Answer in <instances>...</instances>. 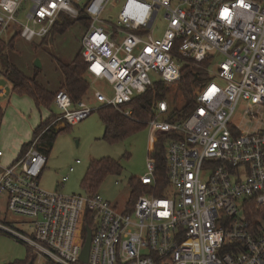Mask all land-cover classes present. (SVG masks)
Listing matches in <instances>:
<instances>
[{"label": "built area", "instance_id": "built-area-1", "mask_svg": "<svg viewBox=\"0 0 264 264\" xmlns=\"http://www.w3.org/2000/svg\"><path fill=\"white\" fill-rule=\"evenodd\" d=\"M25 1L0 0V41L11 29L26 43L44 39L62 15L86 20V77L110 88L94 93L99 109L131 117L123 107L156 83L179 82L186 61L206 62L209 79L194 86L195 108L184 121L147 123L153 143L173 136L161 197L153 194L152 158L138 179L146 192L130 211L118 212L98 194L48 193L39 186L47 159L36 139L11 166L0 164L8 213L0 232L43 260L35 264H264V128L241 129L257 118L249 110L245 123L232 121L241 102L264 108V0H28L20 22ZM120 3L119 13L108 15V6ZM0 81L9 83L1 72ZM54 105L59 118L45 131L99 110L73 104L65 91ZM167 111L166 101L158 103V115ZM86 227L91 243L83 263Z\"/></svg>", "mask_w": 264, "mask_h": 264}, {"label": "rangeland", "instance_id": "rangeland-1", "mask_svg": "<svg viewBox=\"0 0 264 264\" xmlns=\"http://www.w3.org/2000/svg\"><path fill=\"white\" fill-rule=\"evenodd\" d=\"M121 4L115 7L109 5L108 15L116 16ZM28 9L29 2L26 0L19 15L20 22H24V15ZM162 15L163 11L158 16L160 33L164 29ZM86 31L87 27L82 22L74 21L63 33L53 31L45 39L35 40L33 43H26L17 38L8 59L27 77H32L37 72V81L49 91H55L62 81L58 63L67 65L74 61L80 53L81 41ZM4 38L7 40L8 35ZM89 84L87 97L83 98V101H89L88 104L92 108L99 109V106L94 104V93L101 91L109 94L110 88L100 82ZM2 86H6V97L0 98V151L4 155L0 159V164L8 167L18 160L22 147L33 141L34 130L47 121L52 113L55 117L51 123L59 118V114L54 104L51 110H37L28 96L13 93L9 83L0 81V87ZM166 101L174 110L181 109L185 103L175 85L170 86ZM246 110L255 113L257 118L241 129L244 131L263 129L264 108L253 107L246 102L239 103L232 121L234 123L248 121L249 118L243 116ZM159 120H164V117H160ZM65 127L68 129L55 136L52 144L45 147L46 152H43L47 165L39 178L41 189L64 196L89 195V189L83 185L89 167L93 162L111 160L118 164L120 172L106 176L98 185L96 193L118 212H125L132 199L129 181L132 178L139 179L148 173L147 162L150 158L152 137L149 128L145 127L120 141H106L105 126L98 110L77 125L68 127L63 122H58L52 129L61 130ZM77 161L80 163L76 164ZM70 168H74L72 173L69 172ZM7 217L6 196L0 195V220L8 221ZM10 219L19 220L17 217ZM27 258L28 251L24 245L0 232V264L26 261ZM37 261L43 262L36 260L35 263Z\"/></svg>", "mask_w": 264, "mask_h": 264}, {"label": "trees", "instance_id": "trees-1", "mask_svg": "<svg viewBox=\"0 0 264 264\" xmlns=\"http://www.w3.org/2000/svg\"><path fill=\"white\" fill-rule=\"evenodd\" d=\"M74 21L82 22L86 27L88 25L86 20H74L62 15L53 26L50 33L53 31L63 33ZM50 33L48 35H50ZM16 39L17 37H13L8 41H0V71L4 78L10 83L13 93L28 96L33 101L37 110H51L54 104L55 94L59 91H65L73 104L83 101V98L87 97L90 84L86 77V65L80 53L70 64L64 65L58 63V70L61 73L62 81L55 91H49L37 81V72H35L32 77H27L9 61V53L14 50ZM207 65L206 62L202 65H197L192 61H186L182 64L180 69L181 78L179 82L174 84L185 101L184 105L179 110L172 109L167 103V113L163 116L157 114V105L160 102L166 101L168 90L171 86L162 82L156 83L145 93L135 96L130 104L123 107L131 110V117H125L120 112L110 107L100 108L98 111L101 112V120L105 126L104 140L109 142L120 141L148 127V121L160 117H164L163 121L170 123L184 121L195 108L196 103L193 94L194 86L198 83L207 82L209 79L204 70ZM54 117L55 114L52 113L47 121L41 123L34 130L33 141L22 147L20 155H22L36 139H38L37 147L40 151L46 152L45 147L52 144L55 136L68 129L67 127L61 130H54L51 128L45 131L51 121L54 120ZM172 138V135H159L156 137L150 151V158L154 159L155 162L154 176L157 181V187L159 188L157 191H154L153 194L157 197L162 196V190L168 184L166 145ZM119 172L120 167L114 161L101 160L93 162L83 180V185L89 189V195H95L97 194L96 189L98 185L106 176L118 174ZM129 186L131 188L132 199L127 206V211H130L137 198L146 192L145 186L136 178H132L129 181ZM27 251L28 258L26 261H17L11 264H35L36 256L29 249H27Z\"/></svg>", "mask_w": 264, "mask_h": 264}, {"label": "water", "instance_id": "water-1", "mask_svg": "<svg viewBox=\"0 0 264 264\" xmlns=\"http://www.w3.org/2000/svg\"><path fill=\"white\" fill-rule=\"evenodd\" d=\"M90 243H91V230L86 227V240H85L84 247H83L81 254H80V261L83 263H87V261H88Z\"/></svg>", "mask_w": 264, "mask_h": 264}, {"label": "crops", "instance_id": "crops-1", "mask_svg": "<svg viewBox=\"0 0 264 264\" xmlns=\"http://www.w3.org/2000/svg\"><path fill=\"white\" fill-rule=\"evenodd\" d=\"M5 35H8V38H7V40H5ZM4 36H3V38H2V40L1 41H8L9 39H11V38H13V37H17L16 36V34L14 33V30L13 29H11L10 31H8L6 34H5ZM18 38V37H17ZM1 72V71H0ZM2 73V72H1ZM10 84V83H9ZM87 103H89V101H87ZM152 146H153V142H152V140L150 141V150H151V148H152ZM43 152V151H42ZM4 155H3V153H2V157H3ZM2 157H0V159H2ZM46 165H47V163H46ZM46 167V166H45Z\"/></svg>", "mask_w": 264, "mask_h": 264}, {"label": "snow or ice", "instance_id": "snow-or-ice-1", "mask_svg": "<svg viewBox=\"0 0 264 264\" xmlns=\"http://www.w3.org/2000/svg\"><path fill=\"white\" fill-rule=\"evenodd\" d=\"M54 6V5H53Z\"/></svg>", "mask_w": 264, "mask_h": 264}]
</instances>
